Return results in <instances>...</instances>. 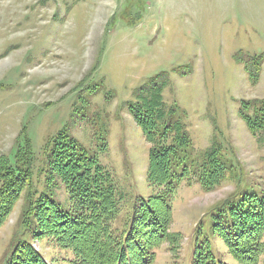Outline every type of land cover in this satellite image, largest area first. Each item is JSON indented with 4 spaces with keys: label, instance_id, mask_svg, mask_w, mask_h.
<instances>
[{
    "label": "rangeland",
    "instance_id": "1",
    "mask_svg": "<svg viewBox=\"0 0 264 264\" xmlns=\"http://www.w3.org/2000/svg\"><path fill=\"white\" fill-rule=\"evenodd\" d=\"M241 54L264 56V0H0V155L15 154L23 127L37 162L64 127L96 150L100 126L109 130L103 163L124 192L148 198L156 193L147 174L150 144L126 104L136 88L167 72L164 101L184 111L196 148L210 146L216 131L232 145L243 177L263 185L264 135L249 132L239 108L243 99H264V61L253 85L236 59ZM38 177L32 190L46 188ZM235 186L232 180L205 192L199 183L181 184L170 225L179 244L159 247L155 264H183L196 222ZM52 192L68 205L65 188ZM25 204L24 190L0 228L1 263ZM38 242L56 264H72L70 251Z\"/></svg>",
    "mask_w": 264,
    "mask_h": 264
},
{
    "label": "trees",
    "instance_id": "2",
    "mask_svg": "<svg viewBox=\"0 0 264 264\" xmlns=\"http://www.w3.org/2000/svg\"><path fill=\"white\" fill-rule=\"evenodd\" d=\"M236 59L256 85L264 56ZM168 85L167 72H160L136 88L126 104L150 144L147 174L156 193L148 198L124 192L103 163L101 153L109 150L106 128L98 126L94 135L99 145L91 150L64 127L47 139L44 158L37 162L23 127L15 154L0 155V228L26 191L20 223L0 264H56L34 246L38 240L70 251L72 264H155L159 247L169 243L175 250L179 244L180 233L170 227L178 187L199 183L209 192L232 180L235 189L196 222L194 245L188 246L183 264H264V182L243 177L232 145L224 144L216 131L210 146L196 148L184 111L164 101ZM239 116L261 140L264 99H243ZM36 175L43 177L44 190H32ZM60 187L69 193L68 205L53 196Z\"/></svg>",
    "mask_w": 264,
    "mask_h": 264
}]
</instances>
